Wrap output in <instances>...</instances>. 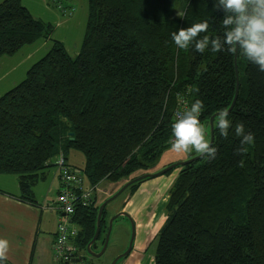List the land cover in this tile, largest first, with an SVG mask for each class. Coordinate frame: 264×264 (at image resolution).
Here are the masks:
<instances>
[{"label":"trees","instance_id":"16d2710c","mask_svg":"<svg viewBox=\"0 0 264 264\" xmlns=\"http://www.w3.org/2000/svg\"><path fill=\"white\" fill-rule=\"evenodd\" d=\"M222 16L212 0H89L79 53L73 56L55 41L26 78L0 97V173L17 174L22 198L33 202L31 190L41 172L58 168V157L67 160L75 149L85 157L79 171L87 187H121L156 167L171 145V124L182 102L201 100L200 120L209 124L214 114L230 108L239 80L228 138L214 128L216 158L182 165L170 189L154 264H264V72L239 52L236 65L235 52L209 47L201 54L194 47L177 48L171 38L179 27L205 20L209 28L200 35L214 38L223 32ZM52 30L21 0H4L0 58L50 38ZM238 123L255 135L244 156L235 154ZM147 179L120 196L132 195ZM104 201L94 192L90 204L76 200L67 215L57 198L59 223L69 216L76 230L70 237L76 247L73 264H94L87 245ZM106 208L93 250L104 244Z\"/></svg>","mask_w":264,"mask_h":264},{"label":"crops","instance_id":"0c3cea01","mask_svg":"<svg viewBox=\"0 0 264 264\" xmlns=\"http://www.w3.org/2000/svg\"><path fill=\"white\" fill-rule=\"evenodd\" d=\"M3 1L0 0V3ZM21 1L34 17L51 26L61 22L58 15L50 8L51 5H55L64 18L72 17L64 22L66 24L74 20L79 13V11L77 13V6L75 7L72 3L61 5L64 0H47L52 4H46L45 0ZM88 17L86 18L87 22ZM63 27L66 32L72 35V30L68 25ZM79 33L80 30H78V37ZM55 41L63 43L65 48L69 49L60 37L51 36L50 38H40L33 44L23 46L13 56L0 58V97L26 78L30 67L50 51ZM82 43L78 41L74 49L69 52L77 55ZM73 150L70 149L68 152V164L76 170L83 169L85 167L84 155L78 154L74 159H69V153ZM187 156H182L177 161L186 160L189 158ZM166 161L168 162V160ZM163 167H154L148 172H158ZM174 181L171 173L149 178L142 182L132 195L126 196L123 200L122 206H125L123 209L133 217L137 232L134 249L121 264H154L155 253L147 255L152 246V237L149 238L152 221H156L158 217V213L155 214L156 206L166 203L167 196L165 194L169 192ZM85 183L87 186L86 178ZM102 185L97 186L100 189L99 193L102 192L101 195L109 197L123 186L119 187L118 184L112 183H103ZM60 186L59 169L55 165L44 169L31 190L34 201L29 202L22 198L19 176L0 173V238L10 241L8 259L3 264H55L54 244L57 226L63 217L57 206ZM164 195L165 200H162ZM144 215H148V218L146 219ZM160 222L162 221L160 220ZM140 227L143 228L141 232L139 231ZM70 242L73 243V238L70 239ZM95 251L98 252L97 249Z\"/></svg>","mask_w":264,"mask_h":264},{"label":"clouds","instance_id":"9594fccd","mask_svg":"<svg viewBox=\"0 0 264 264\" xmlns=\"http://www.w3.org/2000/svg\"><path fill=\"white\" fill-rule=\"evenodd\" d=\"M213 8L222 12L221 25L223 32L210 38L206 33L209 28L208 21L194 23L188 27H179L171 33L175 46L187 50H194L203 54L206 49L212 52H239L248 62L257 66L264 72V0H212ZM184 13H177L182 17ZM204 104L197 99L190 105L185 104L183 111L176 113L171 124V150L177 154L185 155L193 151L209 159H215L218 149L213 147L207 138V129L201 123L200 116ZM227 109L220 110L214 118V128L221 136L228 138L229 130L233 127L228 119ZM235 136L240 138L236 148V155H246L255 142V135L245 130L243 123L234 128ZM243 160L239 162L243 166ZM10 241L0 238V264L8 259Z\"/></svg>","mask_w":264,"mask_h":264},{"label":"rangeland","instance_id":"374dc122","mask_svg":"<svg viewBox=\"0 0 264 264\" xmlns=\"http://www.w3.org/2000/svg\"><path fill=\"white\" fill-rule=\"evenodd\" d=\"M72 1L70 2L69 0H64L63 2H61L62 3L61 5H63V6H65L66 3H72L75 7L77 6V8H78L77 13L79 11L78 14L76 13L77 15L75 16V19L72 20L71 22H69L68 24H66L64 22H67L68 19H71L72 18L71 16L64 18L55 5H51V7H50L54 11V13H56L58 15V17L61 19V22H58V24L59 23L62 24V25L52 24L53 30H52L51 36L54 38L60 37L65 42L67 47L69 48V49L66 48L68 52L72 51L74 49V47H75L76 43H78V41H81V43H82L85 32H86V26H87L86 18L88 17V10H89L88 0H78V1L72 0ZM45 2H46V4H52V2L47 1V0H45ZM82 12H83V14H82ZM83 15H85V16H83ZM64 25H68L70 27V30H72V35L69 32H66L65 28L63 27ZM78 30H80L79 37H78ZM70 54L73 56L76 55V54H72V53H70ZM202 124H204L206 129H207V138L210 141V126H209V124H207L205 122H202ZM69 154H70L69 159H74L76 157V155H78V154H81L83 156L82 152L77 151L75 149L73 151H71ZM189 154H195V152L193 151L192 153H189ZM189 154H185V155L177 154L171 150V147H169L167 150H165L160 155L155 168H160L163 166L166 167V166L173 164L175 162H179L177 160L180 157L186 156ZM166 160H168V162ZM180 171H181V166L171 170L170 173L174 177V180L177 179ZM170 173H168V174H170ZM139 174H144V173L138 172L135 175H139ZM124 182H125V180L121 183L123 184ZM174 182H173V184H174ZM95 189H96V193H97V195H96L97 200L99 202L104 201L108 198V196L101 195L102 192L99 193L100 189H98L97 187H95ZM165 195L167 196L166 197V203L165 204H159L158 206H156L157 210H156L155 214L158 213V217L156 218V221H152L153 222L152 223V229H151L150 237H149V238L152 237V246L150 247L149 251L147 252V255H153L155 253L156 239H157L156 237H157L158 231L162 227L161 223L165 222L167 219V215H168L167 204L169 203V199H170V190ZM165 195L163 196L162 200H165ZM126 196H128V194H125L123 197L120 196L119 198H116L114 201L110 202L107 205L106 210H107L108 215H107L106 219H107L108 223H109V219L118 213L117 211L122 206L123 200L126 198ZM144 217L147 219L148 215H144ZM126 218H124L123 216H120L113 222L112 232H111L108 248H107L106 252L101 257L97 258V257H93L92 255L87 254L88 259L92 260L94 264H111V262L113 261V257L118 252H122L125 248L128 247V244H129L130 238H131V234H132V225H131L129 219H126ZM160 220L162 222H160ZM142 229L143 228L140 227L139 231L141 232ZM98 243H100V242H98ZM124 260H125V258L119 260L117 264H121Z\"/></svg>","mask_w":264,"mask_h":264},{"label":"built area","instance_id":"2783aa9c","mask_svg":"<svg viewBox=\"0 0 264 264\" xmlns=\"http://www.w3.org/2000/svg\"><path fill=\"white\" fill-rule=\"evenodd\" d=\"M185 104H188V102H182L180 108L175 111V118L177 112L183 111ZM56 164L59 168L61 182V193L58 195L60 209L65 214L72 215L76 200L80 201L83 205L91 203L95 187L86 186L83 173L72 168L63 154L58 157ZM74 233H76V230L73 229L68 216L65 221L60 222L58 225L57 239L54 245L56 264H73V253H75L76 247L70 243V237Z\"/></svg>","mask_w":264,"mask_h":264},{"label":"water","instance_id":"95a60500","mask_svg":"<svg viewBox=\"0 0 264 264\" xmlns=\"http://www.w3.org/2000/svg\"><path fill=\"white\" fill-rule=\"evenodd\" d=\"M237 56H238V52H235V64L237 65ZM238 92H239V80L237 82V88H236V95H235V98L233 100V103L232 105L230 106V108L227 110L228 113L231 111V109L233 108L234 104H235V101L237 99V96H238ZM217 114V113H216ZM216 114H214L210 120H209V126H210V143L211 145H213V141H214V118L216 116ZM203 156L197 154L193 157H190L186 160H183V161H179V162H175L173 164H170L168 166H166L165 168H163L162 170H159L158 172H147V173H144V174H141L137 177H135L134 179L126 182L118 191H116L113 195H111L110 197H108L99 207V210H98V215H97V223H96V231H95V234H94V237L92 238V240L89 242V244L87 245V252L94 256V257H101L107 250L108 248V245H109V241H110V236H111V232H112V226H113V222L115 219H117L118 217L120 216H128L129 217V214L126 213L125 211L123 212H120L114 216H112L109 220V227H108V230H107V233H106V237H105V240H104V244L102 246V248L100 249V251L96 252L95 250L92 249V246L93 244L97 241V239L99 238V235H100V232H101V219H102V215H103V212H104V209L105 207L112 201H114L116 198H118L130 185L138 182V181H141L143 179H146V178H154V177H158V176H161V175H164L166 174L167 172L177 168V167H180L182 165H186L188 163H191L193 161H197L199 159H201ZM134 240V236L132 237V240H131V243H130V246L128 247V249L118 255L117 257H115L113 259V261L111 262V264H117V262L119 261V259L127 256L131 249H132V242Z\"/></svg>","mask_w":264,"mask_h":264},{"label":"flooded vegetation","instance_id":"af4514ba","mask_svg":"<svg viewBox=\"0 0 264 264\" xmlns=\"http://www.w3.org/2000/svg\"><path fill=\"white\" fill-rule=\"evenodd\" d=\"M125 206H122L121 207V209H119V211H117L118 213H120V212H123V211H125L123 208H124ZM126 212V211H125ZM116 213V212H115ZM117 213V214H118ZM126 213H128V212H126ZM129 214V213H128ZM116 215V214H115ZM124 218H126V219H129V221H130V223H131V225H132V234H131V238H130V242H129V244H128V247L130 246V243H131V240H132V237L134 236V240H133V242H132V249H131V251H130V253L127 255V256H129L130 254H131V252L133 251V249H134V244H135V239H136V232H137V230H136V222L134 221V219H133V217L129 214V217L128 216H123ZM110 220V219H109ZM116 220V219H115ZM114 220V221H115ZM108 227H109V223H108ZM106 237V236H105ZM128 247L127 248H125L122 252H119V253H117L115 256H114V258L115 257H117L118 255H120V254H122V253H124L127 249H128ZM127 256H125V257H123V258H126ZM113 258V259H114ZM123 258H121V259H123ZM121 259H119V260H121ZM118 263V262H117Z\"/></svg>","mask_w":264,"mask_h":264},{"label":"bare ground","instance_id":"6f19581e","mask_svg":"<svg viewBox=\"0 0 264 264\" xmlns=\"http://www.w3.org/2000/svg\"><path fill=\"white\" fill-rule=\"evenodd\" d=\"M83 172V171H82ZM85 173V172H84Z\"/></svg>","mask_w":264,"mask_h":264}]
</instances>
